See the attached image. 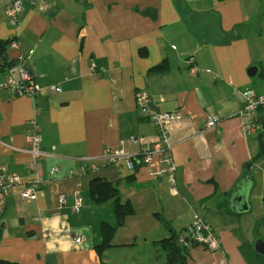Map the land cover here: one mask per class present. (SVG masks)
<instances>
[{
    "label": "crops",
    "instance_id": "crops-1",
    "mask_svg": "<svg viewBox=\"0 0 264 264\" xmlns=\"http://www.w3.org/2000/svg\"><path fill=\"white\" fill-rule=\"evenodd\" d=\"M6 1L0 0V39L18 40L19 48L7 51L9 59L25 55L42 88L29 97L0 87V166L21 177L0 211V258L24 264H166L171 235L199 215L219 245L211 250L192 244L184 251L186 264H249L239 246L251 242L247 233L264 214V154L261 132L246 133L238 111L244 89L264 93L261 0H57L44 10L25 2L15 26L5 19ZM241 24L248 27L230 36ZM189 57L195 75L188 71ZM165 60L166 69H153ZM252 65L258 66L256 75L249 74ZM51 84L58 90L51 92ZM138 90L150 95L155 108L179 114L168 125L177 194L167 178L151 177L142 165L132 170L122 160L103 163V149L120 139L126 151L137 153L140 142L155 137L152 122L137 112ZM210 114L221 119L214 128L205 126ZM32 118L40 126L43 182L27 199L22 191L33 176L26 151ZM130 135L139 141H129ZM82 158L98 169L84 170ZM51 166L59 167L53 176ZM244 172L253 179L251 208L236 214L225 193ZM96 176L117 187L121 202L131 203L133 212L121 225L114 198L91 197ZM60 191L64 205L57 201ZM76 192L82 197L79 211L71 208ZM102 221L116 229L110 246L99 252Z\"/></svg>",
    "mask_w": 264,
    "mask_h": 264
},
{
    "label": "built area",
    "instance_id": "built-area-1",
    "mask_svg": "<svg viewBox=\"0 0 264 264\" xmlns=\"http://www.w3.org/2000/svg\"><path fill=\"white\" fill-rule=\"evenodd\" d=\"M57 0H8L5 2L4 13L5 19L10 25H17L20 13L25 2L39 9H46ZM7 51L9 49L19 48V42L16 38L8 39ZM25 55L21 54L10 65L0 70V74L4 73V78L0 80V87L7 88L16 95H26L35 97L41 90V85L35 81L33 74L27 68L25 63ZM189 63L188 71L195 75L197 66L194 65L192 57L187 59ZM57 84L49 85V90L55 92L58 90ZM243 96V104L238 111V114L245 118L246 123L244 129L246 133L252 134L259 132L260 112L264 111V93L257 94L252 89H244L241 92ZM135 106L139 115L147 117L155 128V137L151 141L140 142L137 153H130L124 148V139H120L115 147H105L103 149L102 159L104 164L117 163L122 160L129 169H135L137 165H142L147 169L148 175L154 178L165 177L169 181L170 191L177 194L175 172L176 165L173 161L171 153V144L169 141V123L176 119L179 114L176 110H159L154 107L151 97L143 90H138L135 93ZM220 117L217 114H210L206 117L205 126L208 128L216 127L220 122ZM29 129L26 134V139L29 144L26 151L30 154L28 169L33 173L32 179L27 184L22 196L27 199L34 198L39 191V186L43 182V176L37 164V160L42 156L43 152L40 149L41 134L40 126L35 118L28 121ZM128 140L131 142L139 141L138 137L130 135ZM81 165L84 170L95 171L98 169L91 159L82 158ZM157 164L155 167L154 164ZM59 172L58 166H51L49 169L50 175H55ZM21 182V177L18 173L10 171L5 167L0 166V211L3 210L6 204V197L12 187ZM59 205L66 203V194L60 191L57 194ZM82 206V197L77 192L74 194L72 210L79 211ZM75 241H81V236L76 235ZM177 245L187 250L192 244H200L208 249L214 250L218 247V237L211 224L203 217L196 215L195 218L185 228L180 230L176 235Z\"/></svg>",
    "mask_w": 264,
    "mask_h": 264
},
{
    "label": "trees",
    "instance_id": "trees-1",
    "mask_svg": "<svg viewBox=\"0 0 264 264\" xmlns=\"http://www.w3.org/2000/svg\"><path fill=\"white\" fill-rule=\"evenodd\" d=\"M261 2L263 3V7H264V0H261ZM186 13L188 14L187 11L185 12V14ZM247 27L248 24H241L235 26L232 29L230 36H237L242 31V29ZM8 41L9 40L7 39H0V70H3L4 67L13 63V60H10L9 57L5 58V54L7 53ZM167 67H168V63L165 60L161 64L153 67V69L164 70ZM262 150L264 154L263 146H262ZM247 166L248 165H245V167ZM246 175L250 176L247 172H244L242 177ZM89 190L91 197L98 202L105 201L110 198H114L115 201L114 210L116 214L117 225H121L123 223L124 217L127 214L133 212L131 203L129 201L121 202L119 200L117 187L112 182L106 180L105 178L99 176L92 178L89 184ZM233 190L231 192L225 193L227 197L231 195ZM115 229H116V225H112L106 221H102L100 223V232H101L102 240L101 243L96 247L99 252L103 248L110 246ZM177 233L178 232H174L168 240L166 264H186V254L184 252L185 250L181 249L176 243ZM239 249L243 254V256L245 257V259L249 262V264H264V255H260L257 252H255L253 248V242H243L239 246ZM0 264H24V263L9 261L0 258Z\"/></svg>",
    "mask_w": 264,
    "mask_h": 264
},
{
    "label": "water",
    "instance_id": "water-1",
    "mask_svg": "<svg viewBox=\"0 0 264 264\" xmlns=\"http://www.w3.org/2000/svg\"><path fill=\"white\" fill-rule=\"evenodd\" d=\"M8 53L5 54V58H8ZM249 74L256 75L258 72V66L252 65L249 67ZM259 129L261 132V142L264 147V114L260 117ZM253 186V179L250 176H243L235 184V189L229 197V209L236 214L246 213L250 210L251 205L249 201L250 190ZM253 248L255 252L260 255H264V238L258 237L253 241Z\"/></svg>",
    "mask_w": 264,
    "mask_h": 264
},
{
    "label": "rangeland",
    "instance_id": "rangeland-1",
    "mask_svg": "<svg viewBox=\"0 0 264 264\" xmlns=\"http://www.w3.org/2000/svg\"><path fill=\"white\" fill-rule=\"evenodd\" d=\"M264 213V209H262ZM247 236L251 242H253L256 238L262 237L264 238V214L262 215L260 221L257 222L256 227L252 234L247 233Z\"/></svg>",
    "mask_w": 264,
    "mask_h": 264
}]
</instances>
